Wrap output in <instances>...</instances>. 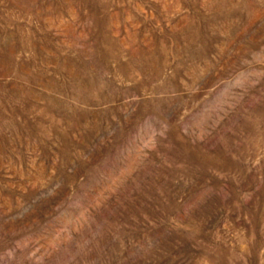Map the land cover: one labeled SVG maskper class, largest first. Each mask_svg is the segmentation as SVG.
<instances>
[{
    "label": "rangeland",
    "instance_id": "374dc122",
    "mask_svg": "<svg viewBox=\"0 0 264 264\" xmlns=\"http://www.w3.org/2000/svg\"><path fill=\"white\" fill-rule=\"evenodd\" d=\"M0 264H264V0H0Z\"/></svg>",
    "mask_w": 264,
    "mask_h": 264
}]
</instances>
